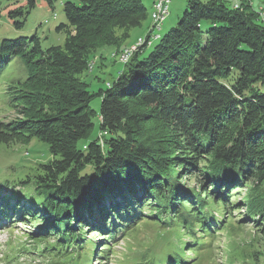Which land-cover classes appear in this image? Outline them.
Returning <instances> with one entry per match:
<instances>
[{
    "label": "trees",
    "instance_id": "obj_1",
    "mask_svg": "<svg viewBox=\"0 0 264 264\" xmlns=\"http://www.w3.org/2000/svg\"><path fill=\"white\" fill-rule=\"evenodd\" d=\"M56 1L23 0L4 14L20 27L16 18L36 5L52 9ZM62 8L65 22L56 28L65 33L62 46L43 52L36 38L0 43V58L21 57L28 72L11 99L20 118L0 121V145L37 139L52 156L36 176L16 185H32L31 193L9 197L15 201L10 209L29 203L26 223L30 213L44 221L27 237L42 246L41 256L52 258L47 264L107 262L118 235L128 236L139 222L156 228L166 264L210 259L211 246L201 256L200 242L174 234L195 240L197 228L211 244L213 212L244 213L264 234V24L249 2L240 0L236 10L229 0H188L177 25L160 36L161 25L154 34L152 51L141 56L151 37L96 94L98 114L80 76L101 49L119 54L147 10L143 0H69ZM241 191L243 199L232 203L231 195ZM149 200L155 204L145 213ZM6 204H0L5 217ZM90 227L94 232L85 238ZM108 231L112 237L98 248L91 236ZM192 249L193 262H185Z\"/></svg>",
    "mask_w": 264,
    "mask_h": 264
},
{
    "label": "rangeland",
    "instance_id": "obj_2",
    "mask_svg": "<svg viewBox=\"0 0 264 264\" xmlns=\"http://www.w3.org/2000/svg\"><path fill=\"white\" fill-rule=\"evenodd\" d=\"M22 1L23 0H0V43L3 39L16 40L18 38H27L31 41L33 38H36L43 52L51 47L62 46L65 40V33L56 31V28L59 24L65 22L62 6L63 3L69 0H57L53 4L52 9L36 5L28 14L15 19V22L22 23V26L18 27L6 17L4 10L9 5L21 3ZM247 1L258 16L259 9L261 7L264 8V0ZM169 2V15L162 24L159 32L160 36L165 35L170 29L177 25L188 7V0H169ZM242 2L243 0H241V3ZM143 5L147 10L148 17L140 27L132 30L130 38L124 45H127L132 38L133 40L144 38L151 28V20L149 19V0H143ZM258 21L261 22L260 19H258ZM155 39L156 35L152 36V40L154 41H152L151 46L145 48L141 54L142 57H146L152 51L157 43ZM33 46L34 42H30L29 49ZM124 47L128 48L129 46ZM124 47L119 54H116L113 49V52L110 53V48L108 51L106 48L101 49L100 52L89 61L87 71L80 76L82 81L88 84L87 90L94 95L90 102V107L96 114L99 112L101 103L100 97L96 94L100 90L105 91L107 89V81L111 80V76L114 77L118 75V72L116 75L114 74L116 69H123V63L119 62L118 56L122 53ZM101 55L104 57L110 55L105 61L107 64L104 66L100 65ZM108 63L112 64V66ZM27 75V68L21 57H12L9 61L5 58H0L1 122L20 118L17 111L18 109L12 107L11 99L16 95L15 88L18 87V82H22ZM93 122L95 135L99 130V117L96 116ZM82 145H84V141L78 143V148L80 149ZM51 159L52 156L49 153L48 146L37 139L31 140L27 144L17 143L10 146L0 145V204L3 205L7 203L6 205L10 209L15 203L13 198H9L13 195L12 193H31L32 185L23 188H18L16 185L27 177L33 178L36 176L40 166L48 163ZM187 183L188 186L195 185V182L190 179H188ZM244 194L245 193L241 191L240 195H231L234 198L229 199L232 203H237L243 199ZM124 196L126 199L129 198L128 194ZM5 200H7V202H3ZM117 200L120 199L117 198ZM154 204L153 201L150 202L149 200L146 207H144L146 210H143V212L148 213V208L151 209ZM28 206V202L24 201L23 203V201H21L20 207L17 209H10L6 213V217L0 214V264H47L48 260H52L50 256H46L48 260L45 256H41L42 246L39 245L40 247H38L36 244L31 243L27 237L28 233L38 232L45 224L39 216L32 217L31 213V220L27 223L25 222V212L23 210ZM240 212H245V210ZM142 214L144 215V213ZM243 214L244 213L238 214V211H234L232 217L227 216L226 213L221 217V213L213 212V216L212 218L209 216L211 220L208 222L209 228H211V231H214L213 233L215 234L211 244L208 236L206 235L202 238L197 228H194L193 231L196 238L195 240H192L189 235L186 236L184 233H175L174 236H181L182 242L188 244H194V241H196V243L200 242L199 244H202L201 250L199 251L201 256H204L208 247L211 246L210 259L205 257L202 264H228V262L230 264H240L243 260H245L244 264H264V234L258 232L253 222L245 221ZM238 222L243 223L237 224ZM94 228L95 227H90L84 231L85 238L93 234L94 231L92 230ZM108 235L109 234L104 236L98 235L95 236V238L91 236V239L94 243H98V248H100L105 244V238H107ZM111 237L110 235L108 240H110ZM49 241L51 242L52 240L50 239ZM156 241V228H153L150 222H139L138 228L135 227L128 236L120 237V234L118 235L117 242L112 248V254L109 260L107 262L103 261L102 263L145 264L144 261L150 259L153 252L156 251V259L152 260V264H166L162 262L165 257H161L164 255L165 251L162 253L158 251L159 247L156 245ZM171 242L178 244L175 239ZM150 251L151 253L149 254ZM194 257L195 253H193V249L184 253L185 262L189 261V263H192ZM102 263H99L98 259L92 258L91 264Z\"/></svg>",
    "mask_w": 264,
    "mask_h": 264
},
{
    "label": "built area",
    "instance_id": "obj_3",
    "mask_svg": "<svg viewBox=\"0 0 264 264\" xmlns=\"http://www.w3.org/2000/svg\"><path fill=\"white\" fill-rule=\"evenodd\" d=\"M233 9H235V1L230 0ZM169 0H151V9L154 14V23H151V28L145 39H138L136 48H131L126 52V62H121L123 64L127 63L133 53H135L142 45L145 44L146 40H149L156 32L158 28L166 21L169 15ZM237 10V9H236ZM260 11V12H259ZM258 11V19L264 21V8H260Z\"/></svg>",
    "mask_w": 264,
    "mask_h": 264
},
{
    "label": "bare ground",
    "instance_id": "obj_4",
    "mask_svg": "<svg viewBox=\"0 0 264 264\" xmlns=\"http://www.w3.org/2000/svg\"><path fill=\"white\" fill-rule=\"evenodd\" d=\"M239 2H240V0H235V9H239ZM150 19H151V23H153L154 22V14L152 13V11H151V14H150ZM260 21H261V19H260ZM262 22L264 24V21H262ZM160 27L158 28V31L160 30ZM156 38H157V35H156ZM138 39H145V38L142 37V38H138ZM136 44H137V40H136V42L133 45H131L128 48H125L122 51V53L118 56L119 57V62H126V52H127V50H129L131 48H136Z\"/></svg>",
    "mask_w": 264,
    "mask_h": 264
},
{
    "label": "crops",
    "instance_id": "obj_5",
    "mask_svg": "<svg viewBox=\"0 0 264 264\" xmlns=\"http://www.w3.org/2000/svg\"><path fill=\"white\" fill-rule=\"evenodd\" d=\"M149 9L151 10V0H149ZM135 40H133V38H132V40L127 44V45H125V46H129L130 44H132L133 42H134ZM110 53L111 52H113V50H110L109 51ZM107 56V55H106ZM110 55H108L107 57H104V62H102V63H104V65H106L107 64V62H105L106 61V59L109 57ZM102 61V60H101ZM101 61H100V63H101ZM109 65H111L112 66V64H110V63H108ZM102 65V64H101ZM103 68V67H102ZM119 71H121V69L119 68V69H116L115 70V72H114V74H116L117 72H119Z\"/></svg>",
    "mask_w": 264,
    "mask_h": 264
}]
</instances>
